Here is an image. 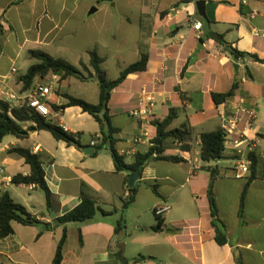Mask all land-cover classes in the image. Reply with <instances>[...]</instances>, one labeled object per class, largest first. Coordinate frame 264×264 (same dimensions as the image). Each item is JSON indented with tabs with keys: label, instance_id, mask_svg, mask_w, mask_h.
Returning a JSON list of instances; mask_svg holds the SVG:
<instances>
[{
	"label": "crops",
	"instance_id": "1",
	"mask_svg": "<svg viewBox=\"0 0 264 264\" xmlns=\"http://www.w3.org/2000/svg\"><path fill=\"white\" fill-rule=\"evenodd\" d=\"M182 1L144 0L138 10L140 28L131 51L135 62L139 58L140 44L146 45V71L128 75L111 92L108 103L112 125L119 129L114 135L115 147L127 165L133 163L137 153H146L154 141L155 145L160 144L161 137H157L153 122L162 121L169 109H177L176 119L181 114L182 120L179 126H174L175 119L169 129L186 126L190 130L187 148L164 138L162 149L164 156H176L182 161L147 163L135 182L134 201L123 213L126 223H135V228L130 233H115L123 204L130 197L127 179L131 172L116 171L106 148L96 151L94 145L100 141L99 125L90 115L76 106L60 111L51 108V105L61 106L67 102L63 94L98 103V84L94 79L60 80L59 76L52 75L55 76L52 83L55 81L59 86L70 78L80 84L96 86L97 89H90L75 83L78 93L57 89L51 90L48 97L54 114L49 120L60 127L65 125L67 133L78 134L82 147L93 143L94 154L86 155L81 148L56 140L49 132L36 130L30 122L21 124L25 138L12 135L3 138L0 167L4 168V173L0 174V194L8 193L14 202L45 225L12 222L13 233L0 240V264H53L63 227H53L52 222L83 198L94 200L99 209L112 214L105 216L97 211L90 221L68 224L61 264H120L117 253L122 242L125 250L128 244L135 248L137 256H132V263L237 264L239 260L242 264H264V139L259 137L264 133V63L255 62L247 55L235 58L217 41L207 37L210 32L222 35L226 44L235 50L264 59V37L254 35L255 31L264 34V0H248L246 5H242L241 0H204V17L197 12L195 2L198 0ZM75 2L0 0V91L10 89L27 95L35 85H47L45 79L37 77L32 86L24 90L19 77L34 64L28 51L41 50L51 56L59 52L64 40L63 29L76 12ZM251 11L258 14L250 18ZM193 21L201 24L199 32L191 29ZM20 61L26 69L21 75V69L16 68ZM83 63L88 65L89 61ZM104 63L105 58L102 63L105 70ZM142 88L152 91L155 97L152 116L144 122L129 115ZM212 94H223L226 98L215 104ZM239 105L253 110L255 118L249 127L241 126L244 140L233 138L225 150L233 154L242 149L248 154L247 144L252 146L251 153L257 163L250 180V170L245 177L235 178L234 159L214 162L210 165L215 166L214 172L200 159V134L221 128L220 113ZM90 119L93 123L89 130H84L82 121ZM136 139L139 141L135 142ZM17 147L39 155L51 194L50 210L46 208L45 194L40 188L11 182L15 175L31 173L23 158L9 152ZM150 185L155 186L156 193ZM245 186L243 207L239 212ZM210 197L225 227L223 245L215 240ZM164 205L169 209L160 216L161 231L155 232L152 227L156 218L152 222L145 220L149 214L155 217V208ZM139 227L141 232H136Z\"/></svg>",
	"mask_w": 264,
	"mask_h": 264
},
{
	"label": "trees",
	"instance_id": "2",
	"mask_svg": "<svg viewBox=\"0 0 264 264\" xmlns=\"http://www.w3.org/2000/svg\"><path fill=\"white\" fill-rule=\"evenodd\" d=\"M190 0H183L182 3H189ZM176 7V6H175ZM207 20V18H205ZM207 37L217 41L221 44L229 54L235 58L249 56L255 62L264 63V59L259 58L257 55L246 54L239 52L227 45L223 40L222 35L210 32L207 33ZM89 56L88 65L83 62H79V67H76L62 58H55L48 53L41 50H30L28 55L31 59L37 62L31 65L27 72L19 77V81L22 82V88L24 90L30 88L33 84L35 78L45 79L47 75H56L60 77V80L66 79L68 77H74L81 81H87L94 79L99 87V98L98 103L92 104L81 98L71 96L69 94L61 95L66 99V103L57 106L51 105L54 111L64 110L68 107H79L82 112L90 115L95 122L99 125V135L100 141L95 144L96 151H100L106 148L112 158L114 167L116 171H128L137 172L139 175L142 173L143 168L151 160H163L172 163H179L182 160L176 156H164L162 149V140L164 138H169L174 141L181 143L182 148H187V141L190 136V130L186 126H181L179 128L169 129V126L177 117L178 110L175 108L169 109L168 115L162 121H155L153 125L156 128L157 137H161L160 144L153 145L149 150L142 154L137 153L134 157L133 163L127 165L124 163V158L118 153L116 149L117 140L114 135L119 132V129L114 127L111 122V116L109 112L108 103L110 100L111 92L118 87L130 74L137 72H144L147 68L148 54L145 51H140L139 58L135 62L127 65L123 68L116 79H109L106 71L102 68L103 58L99 55L97 50L91 49L87 51ZM226 98L223 94H212V101L215 104L222 103ZM25 122H30L35 125L36 130H43L49 132L54 139L61 140L68 145H73L77 148H82L79 140L78 134H71L65 132L60 126H57L51 122L39 116L33 109L24 106L15 107L11 106L9 103L0 101V142L5 136L12 135L16 138H25L26 133L22 129L21 124ZM260 138L264 139V133L259 135ZM200 139V159L206 164V168L211 172L215 171V166H210L211 161L217 162L223 159H236L235 153L229 154L225 150L224 145V133L219 128L215 131L201 133ZM10 153H14L19 157L23 158L25 163L29 165L31 173L29 176L15 175L12 177L11 182L14 185H35L40 188L45 194L46 208L50 210V192L48 190L47 184L44 180V170L42 168V163L39 155L32 153L28 149L24 148H12L9 150ZM248 158L251 162L249 170L251 175L248 180L254 177V170L256 166V157L253 153H249ZM152 191L156 193L154 185H150ZM246 186L240 197L239 212L242 211L243 199L245 194ZM130 197L123 204L120 218L115 224L114 232L119 233L124 231L126 228L124 211L128 208L129 204L134 201L136 194V187L129 189ZM210 203V215L211 224L215 228V240L219 245L226 243L225 227L224 224L217 217V210L215 207L214 199L209 198ZM97 211L102 215H110L112 212H106L99 209L95 201L89 198H83L80 203L64 213L58 218L53 220V227L62 226L63 232L60 241L58 242L56 252L53 258V264H61L62 260V250L63 245L66 240V226L70 223H84L92 220ZM156 224L152 227L155 232L161 231L162 220L160 217L155 216ZM12 222H17L22 225H33V226H43L36 217L32 216L25 207L14 202L8 193L4 192L0 194V240L8 237L13 233L11 226ZM49 228V225H46ZM79 242H82L81 234H79ZM237 264H242L237 260Z\"/></svg>",
	"mask_w": 264,
	"mask_h": 264
},
{
	"label": "rangeland",
	"instance_id": "3",
	"mask_svg": "<svg viewBox=\"0 0 264 264\" xmlns=\"http://www.w3.org/2000/svg\"><path fill=\"white\" fill-rule=\"evenodd\" d=\"M144 0H113L111 2H101L100 0H76V12L70 19V23L63 29V43L60 45L59 52L54 53L52 57L62 58L68 63L79 67V62L86 61L88 63L89 56L86 50L95 49L105 58L104 68L108 73L109 79H116L119 71L125 66L134 62L132 47L135 45L139 32V9L142 7ZM95 8L97 12L89 14V11ZM74 32V36L72 35ZM144 34V31L141 32ZM145 44H140V51L145 50ZM33 63L37 61L32 60ZM16 68H20L19 75L24 74L26 69L23 67V61L17 64ZM80 68V67H79ZM52 80L49 74L45 78L48 84ZM75 81V82H73ZM68 83V85H67ZM74 83V84H73ZM77 85L82 87H94L93 84H80L79 81L70 78L68 82L61 84L53 83L52 92L57 89L65 92H79ZM79 83V84H78ZM182 115L178 114V118L174 122V126H179ZM55 122V121H53ZM84 130H89L93 120L82 121ZM149 222L154 221L153 214L147 215ZM125 218V217H124ZM129 223V222H128ZM126 223L125 233H130L135 228V223ZM141 227L135 229L141 232ZM124 240L126 237H123ZM125 245L123 242L121 243ZM134 247L128 244L124 249V257L132 263V256H137ZM135 254V255H134Z\"/></svg>",
	"mask_w": 264,
	"mask_h": 264
},
{
	"label": "built area",
	"instance_id": "4",
	"mask_svg": "<svg viewBox=\"0 0 264 264\" xmlns=\"http://www.w3.org/2000/svg\"><path fill=\"white\" fill-rule=\"evenodd\" d=\"M248 0H241L242 5H246ZM258 13L256 11H251L249 13L250 18H254ZM191 29L193 31H200L201 24L193 21L191 23ZM255 36L264 37V34L254 32ZM12 72H15V69H12ZM56 76V75H55ZM52 76V78H55ZM52 80L47 85H35L32 90L27 95H22L15 93L10 89H2L0 91V101L9 103L11 106L20 107L26 106L33 109L39 116L44 119H51L54 117L50 106L48 105V97L51 94L52 90ZM155 107V97L154 93L146 88H142L139 93V98L136 105L129 111L130 117L133 119L144 122L147 121L153 113ZM221 130L224 133V145L233 139L244 140L245 135L241 126L244 124L246 127H249L254 118L255 113L253 110H250L244 106H237L231 109L229 112H221ZM61 128L67 132L65 125H62ZM144 136V135H142ZM140 139V137H139ZM139 139H136L135 142H138ZM93 145V143H92ZM247 149L251 153L252 146L247 144ZM233 153L236 154L237 158L234 160V175L235 178L240 179L249 174V166L251 164L248 154H245L242 149H237ZM4 173V168L0 167V174ZM169 209V206L164 205L157 207L154 210V214L157 217H160L164 212ZM132 264H140L139 262H133Z\"/></svg>",
	"mask_w": 264,
	"mask_h": 264
},
{
	"label": "water",
	"instance_id": "5",
	"mask_svg": "<svg viewBox=\"0 0 264 264\" xmlns=\"http://www.w3.org/2000/svg\"><path fill=\"white\" fill-rule=\"evenodd\" d=\"M101 2H111L113 0H100ZM195 6H196V9H197V12L198 14L201 16V17H204L205 16V12H204V7H205V1L204 0H198L195 2ZM94 12H96V9L95 8H92L90 11H89V14H93ZM159 140V139H158ZM81 150L83 151V153H85L86 155H93L94 154V147L93 145H88V146H84L81 148ZM214 162L211 161L209 163V165H213ZM140 178L139 174L137 172H131L128 176V179H127V188L128 189H132L135 187V182ZM124 246L122 244H120V248H119V251L117 253V258L119 260V263L120 264H128V261L127 259L124 257Z\"/></svg>",
	"mask_w": 264,
	"mask_h": 264
}]
</instances>
